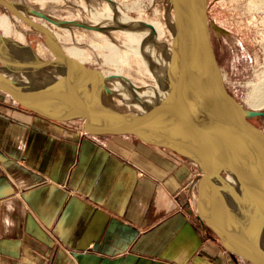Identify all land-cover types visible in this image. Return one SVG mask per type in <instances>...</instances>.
<instances>
[{"label": "crops", "instance_id": "crops-1", "mask_svg": "<svg viewBox=\"0 0 264 264\" xmlns=\"http://www.w3.org/2000/svg\"><path fill=\"white\" fill-rule=\"evenodd\" d=\"M199 175L171 150L0 93V264H248L200 223Z\"/></svg>", "mask_w": 264, "mask_h": 264}, {"label": "water", "instance_id": "water-1", "mask_svg": "<svg viewBox=\"0 0 264 264\" xmlns=\"http://www.w3.org/2000/svg\"><path fill=\"white\" fill-rule=\"evenodd\" d=\"M157 4H162L169 21L164 37L140 27L146 11ZM0 8L44 36L58 75L53 79L57 84L53 90L38 86L23 77L25 74L17 77L0 70V93L47 120L81 121L87 134L129 135L182 156L200 173L195 210L203 227L246 263L264 264V131L250 122L251 118H264V111L242 109L228 92L212 46L213 24L208 19L207 0H149L134 18L108 10L109 19L140 35L137 50L147 64L150 57L139 50L142 46L150 52L154 50L153 66L166 69L177 87L138 109L132 108L133 101L120 98L119 103L108 90H99L98 86L109 82L112 74H97L70 57L50 28L53 25L87 32L99 29L110 38L101 20L82 24L59 19L14 0H0ZM190 28L195 35L184 41L182 36ZM159 55L162 63L155 65ZM167 61L169 66L165 67ZM214 141L227 145L223 153L209 144ZM232 151L255 173H246L243 162ZM223 170L233 181L223 175ZM235 182L238 186H233ZM212 207L222 210L223 224L206 215Z\"/></svg>", "mask_w": 264, "mask_h": 264}, {"label": "rangeland", "instance_id": "rangeland-1", "mask_svg": "<svg viewBox=\"0 0 264 264\" xmlns=\"http://www.w3.org/2000/svg\"><path fill=\"white\" fill-rule=\"evenodd\" d=\"M14 1L45 15L74 20L82 24L100 21L93 20V18L105 13L102 24L110 38L105 37L99 29L87 32L79 28L49 26L58 36L64 51L70 57L97 74H112L110 81L105 83L106 86L101 84L98 89L108 90V92L110 90L113 95L111 98L115 101L122 103L120 98L128 102L133 101L132 108L138 109L147 104L146 102L149 103L150 98L156 96L160 98L163 94V84L160 78L163 68L157 69L153 66L152 60L156 56L153 55L154 50L150 52L143 46L139 50L143 55L147 54L150 57L147 64L137 50L140 35L135 33L131 27L109 19L108 10L121 12L131 18L137 17L149 0ZM207 15L213 24L211 41L224 84L242 109L251 110L246 104L247 96L254 83L261 80V75L264 74L263 0H207ZM143 22L161 26L162 37L167 34L166 27L169 21L165 17L162 4H157L150 11L147 10L144 19L141 20V23ZM0 36L2 37L0 38V70L2 72L12 73L11 75L14 74L17 77H21L26 72L30 75L32 73L34 78L41 81L43 79L52 81V76L53 79H58L53 55L45 44L44 36L32 25L15 18L1 8ZM13 47H16L18 51L21 49L20 55H16L18 51ZM29 49H32L31 52ZM155 54H157V49ZM17 57H21V60ZM158 58L157 61L155 60V65L162 63L160 59L162 57L159 55ZM50 70L51 76L49 75ZM114 80H119L123 89L115 87ZM260 111H264V107ZM250 122L264 131L263 117L251 118ZM223 175L231 180L227 170H223Z\"/></svg>", "mask_w": 264, "mask_h": 264}, {"label": "bare ground", "instance_id": "bare-ground-1", "mask_svg": "<svg viewBox=\"0 0 264 264\" xmlns=\"http://www.w3.org/2000/svg\"><path fill=\"white\" fill-rule=\"evenodd\" d=\"M263 3H264V0H263ZM103 11V10H102ZM97 16V18H93V20H95V19H97V20H103L102 19V17L104 18V16H106V14L105 13H103V14H101V15H96ZM16 18V17H15ZM144 27V28H147L148 30H150L151 32H155L156 34H158V35H161V31H162V29H161V26H157V25H155V24H153V23H145V22H143V23H141L140 24V27ZM193 35H195L194 34V29H191L190 28V31H189V29L186 31V32H184V35L182 36V38H183V40L184 41H187V40H189L190 39V37H192ZM264 38V37H263ZM9 39V38H8ZM10 40V39H9ZM263 40V39H262ZM261 40V41H262ZM5 42V41H4ZM264 42V41H263ZM10 43V42H9ZM11 45H13V44H11ZM17 46V45H16ZM12 47V46H11ZM20 47H21V45H20ZM26 47V46H25ZM13 48H15L17 51H18V49L16 48V47H13ZM13 48H12V52H13ZM23 48V47H22ZM11 49V48H10ZM23 49H25V48H23ZM27 49V48H26ZM28 50V49H27ZM32 50V49H31ZM31 50L29 49V51L31 52ZM264 50V49H263ZM20 51H21V49H20ZM20 51H18V53L17 52H15L14 51V53H17L16 55H20L19 54V52ZM28 51V52H29ZM12 52H11V55H12ZM25 52H27V51H25ZM27 52V53H28ZM34 52V51H33ZM13 53V54H14ZM24 53V52H23ZM25 54V53H24ZM33 54V53H32ZM31 54V55H32ZM13 56V55H12ZM14 56H15V54H14ZM25 56V55H24ZM29 56H30V54H29ZM33 56V55H32ZM16 57V56H15ZM33 57H35V56H33ZM21 58V57H20ZM20 58H18L17 57V59H20ZM38 58V57H37ZM26 59H27V55H26ZM26 59H24V60H26ZM29 59V58H28ZM21 60V59H20ZM5 61V60H4ZM19 61V60H18ZM14 64V63H13ZM18 64V63H17ZM20 64V63H19ZM25 65H27V64H25ZM12 66V65H11ZM21 66H22V64H21ZM167 66H169V63H168V61L165 63V67H167ZM17 67V66H16ZM54 67V66H53ZM77 67H76V65H74L73 66V69H76ZM4 69H6V68H4ZM7 71V70H6ZM42 71V70H41ZM165 71H166V69H162V74H161V80H162V84H163V88H162V90H163V94L161 95V97L160 98H158L157 96L155 97V98H150L149 99V104H152V103H154V102H156V100H158V99H161V98H163V96L164 95H166L167 93L168 94H171V90H174V89H177V87L176 88H174V83H173V80H172V77L169 75V74H167V73H165ZM9 72H11V71H9ZM16 72H18V71H16ZM44 72V71H43ZM50 73H51V70L49 71ZM27 73V72H26ZM25 73V75L23 76V77H25V78H27L28 80H30V81H32L33 83L35 82L38 86H40V87H43V88H45V89H55V87H56V83H53V76L51 77V80L52 81H49V80H47V81H44L45 79H43L42 78V75H44V74H42L41 75V78L43 79L42 81L41 80H39V79H36V78H34L33 76H32V73H31V75H29L30 73H28V74H26ZM264 73V72H263ZM12 74V73H11ZM40 74V73H39ZM14 75V74H13ZM50 76L52 75V73L51 74H49ZM260 75V74H259ZM262 76V78H261V80H258V82H256V84L254 83V85L252 86V90H251V92L248 94V96H247V99H246V104H247V106L249 107V109H251V110H260V109H262L263 107H264V74L263 75H261ZM40 77V76H39ZM44 77V76H43ZM114 83H115V87H117V88H120V89H123V88H121L122 86H121V83L119 82V80H114ZM105 84V83H104ZM103 84V85H104ZM252 84V83H251ZM102 85V86H103ZM105 86H106V84H105ZM105 88V87H104ZM95 89V88H94ZM109 92H110V90H109ZM111 93V92H110ZM133 96H134V94H133ZM183 97V96H182ZM222 143V144H221ZM209 144H211L212 145V147L213 148H216V149H218V152H224L225 150H224V146L226 145L224 142H222V141H220V142H217V141H214V142H209ZM227 146V145H226ZM233 152V151H232ZM233 154L241 161V162H243V165H244V167H243V169L245 170V172L246 173H249V174H254L255 173V170L254 169H252L251 167H249L248 165H247V163L245 162V161H243V159H242V157L238 154V153H236V151H234L233 152ZM233 186H238V184L235 182V185H233ZM213 191L215 192V193H217V191H216V189L215 188H213ZM211 204V203H210ZM208 211H209V213L207 212L206 213V215L209 217V218H211V219H213L214 221H216V222H218V223H220V224H223L224 223V216H223V212H222V210H219V209H215L214 207H212L211 209H208ZM264 215V214H263ZM258 233H261L260 231L258 232ZM262 235L264 236V232H262Z\"/></svg>", "mask_w": 264, "mask_h": 264}, {"label": "built area", "instance_id": "built-area-1", "mask_svg": "<svg viewBox=\"0 0 264 264\" xmlns=\"http://www.w3.org/2000/svg\"><path fill=\"white\" fill-rule=\"evenodd\" d=\"M141 175V174H140Z\"/></svg>", "mask_w": 264, "mask_h": 264}, {"label": "flooded vegetation", "instance_id": "flooded-vegetation-1", "mask_svg": "<svg viewBox=\"0 0 264 264\" xmlns=\"http://www.w3.org/2000/svg\"><path fill=\"white\" fill-rule=\"evenodd\" d=\"M256 118V117H255Z\"/></svg>", "mask_w": 264, "mask_h": 264}]
</instances>
